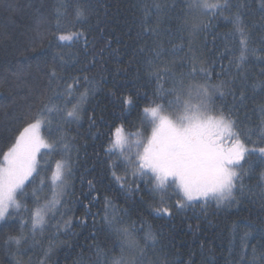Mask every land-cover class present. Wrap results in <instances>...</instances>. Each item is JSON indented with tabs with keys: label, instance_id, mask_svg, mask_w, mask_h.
Wrapping results in <instances>:
<instances>
[{
	"label": "trees",
	"instance_id": "obj_1",
	"mask_svg": "<svg viewBox=\"0 0 264 264\" xmlns=\"http://www.w3.org/2000/svg\"><path fill=\"white\" fill-rule=\"evenodd\" d=\"M189 2L4 0L0 3V148L6 150L22 129V117L29 106L37 105L41 99L47 102L53 95L51 89L63 83L60 78L87 76L95 87L79 123L62 125L73 176L60 211L43 232L33 234L30 226L24 230L28 240L19 253L15 247L6 250L0 235V264H17V261L113 264L114 260H122L123 264H253V261L264 264V178L261 177L264 167L256 163V156L250 159L256 170L245 175L243 191L236 193L235 203L219 207L214 201L197 203L177 212L172 206L176 197L172 195L171 199L166 198L173 213L170 218L154 215L159 197L153 200L143 185L136 192L130 175L125 186L129 190L119 191L104 163L108 160L105 155L108 125L123 123L129 131H135L139 127L140 109L146 103L139 100V107L122 111L121 98L136 92L151 97L157 87L154 80L149 82L145 71L148 61L168 65L176 79L190 69L193 57L204 61L197 67L210 69L212 83L232 81L235 94H243L245 106L241 118L247 113L243 128L258 132L264 120L260 111L264 106V15L259 11V0H230L231 8L210 20L197 16L189 9ZM78 4L88 10L86 23L77 22ZM6 5H11V10ZM237 13L248 34V52L243 64L238 59L240 36L231 22ZM199 22L210 26L194 31L193 24ZM58 24L62 31H57ZM76 31L87 36L89 53L103 50L102 54L85 57L83 39L58 41L53 35ZM82 68L87 71H81ZM53 69L58 79L50 84L46 74ZM160 84L165 89L172 86L170 78L162 79ZM216 103L227 110L233 104V97L226 95L223 100L217 97ZM93 114L96 124L90 128L88 115ZM56 126L54 119V130ZM43 135L50 139L47 132ZM54 135L58 134L54 131ZM257 139L256 134L251 136L252 141ZM246 146L261 145L247 143ZM59 158L46 151L41 153L38 166L41 177L48 174L49 163ZM244 168L247 170L249 164ZM116 171L117 175H124L123 166ZM90 180L95 189L91 193ZM33 187H39V178L27 189L29 195ZM49 195L45 188L40 193L41 203ZM105 197L111 201L110 206L105 204ZM28 206L32 207L30 199ZM106 215L134 225L139 246L125 245L122 250L123 238L109 230ZM141 227L145 232L150 228L155 234L154 244L145 245L140 239L144 235L139 231ZM8 232L4 230V234Z\"/></svg>",
	"mask_w": 264,
	"mask_h": 264
},
{
	"label": "snow or ice",
	"instance_id": "obj_2",
	"mask_svg": "<svg viewBox=\"0 0 264 264\" xmlns=\"http://www.w3.org/2000/svg\"><path fill=\"white\" fill-rule=\"evenodd\" d=\"M0 3H4V0H0ZM259 3V11L264 15V0H259ZM6 7L9 10L12 8L11 5ZM188 7L197 16L210 20L228 11L231 4L230 0H190ZM87 11L77 5L75 16L78 23L87 22ZM231 22L235 33L240 36L238 59L243 64L248 52V34L238 13ZM209 26L199 22L193 24V30L203 31ZM57 31H62L59 24ZM53 35L58 41L83 39L85 57L102 54L103 50L89 53V41L83 31ZM198 63L203 65L204 61L193 57L190 69L182 73L180 79H176L168 65L148 61L145 71L149 82L154 80L157 84L151 97L147 93L141 95L136 92L120 100L122 111L139 107V100L146 101L140 109L139 127L129 131L123 123L108 125V146L105 148L108 160L104 163L111 171L114 182L119 185L118 190H129L125 186L129 183L130 175L131 182L136 185V192H140L143 185L153 200L159 197V204L153 209L154 215L159 218L173 215L166 203V198L171 199L172 195L176 197L172 206L177 212L197 203L208 204L213 201L218 207L229 206L235 203L236 193H242L245 175L256 170L251 166L250 159L256 156V163L264 167V120L258 126V132L254 133L251 129L245 131L243 124L247 113L241 118L245 106L243 94H235L232 81L212 83L210 69L197 67ZM81 71H87V68ZM46 75L50 84L58 79L55 69ZM164 78L171 80L172 86L168 89L160 84ZM60 79L63 83L51 89L53 95L48 97L47 102L41 99L37 105L29 106L22 117V129L18 130L6 150L0 148V235H3V247L6 250L15 247L19 253L22 244L28 240L24 230L29 226L33 234L43 232L50 226L51 220L60 211L63 196L73 176V163L71 156L67 155L69 146L62 125L79 123L82 113L86 111L84 105L89 95L94 94L95 87L87 76ZM226 95L233 97V104L227 110L216 103L217 97L223 100ZM260 111L264 113V106ZM54 119L57 122L55 130L52 127ZM88 121L90 128L95 126L94 114L88 115ZM54 131L58 135H54ZM44 132L48 133L50 139L45 138ZM253 134L258 136L257 141L251 140ZM247 143L261 146L249 148ZM41 149L50 156L60 157L49 163L46 170L48 174L43 177L37 164ZM245 164H249L247 170ZM121 166L124 168L122 176L117 175L116 171ZM261 177L264 178V172H261ZM37 178L39 187H33L29 195L27 189ZM88 184L91 193L95 190L94 185L91 180ZM45 188L50 195L41 203L40 193ZM29 199L32 207L28 206ZM93 200L96 198L93 197ZM104 200L106 205H111L107 197ZM140 203H144L143 198ZM105 220L109 230L123 238L120 241L122 250L125 245L129 248L139 246L133 231L134 225H126L124 221L110 219L107 215ZM16 225H19L18 230ZM67 226L68 222H65ZM5 229L9 230L7 234H4ZM139 231L144 232L140 239L145 245L156 242V236L150 228L145 232L141 227ZM17 264H22V261H17ZM113 264H123V261L114 260Z\"/></svg>",
	"mask_w": 264,
	"mask_h": 264
},
{
	"label": "rangeland",
	"instance_id": "obj_3",
	"mask_svg": "<svg viewBox=\"0 0 264 264\" xmlns=\"http://www.w3.org/2000/svg\"><path fill=\"white\" fill-rule=\"evenodd\" d=\"M44 151H46V150L41 149V153L44 152ZM41 153L38 154V156H37V164H38V166H39V161H40V155H41Z\"/></svg>",
	"mask_w": 264,
	"mask_h": 264
}]
</instances>
